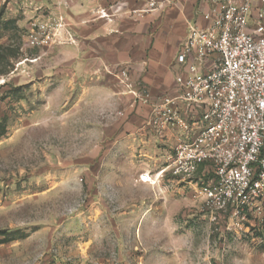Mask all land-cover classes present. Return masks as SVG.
<instances>
[{
  "label": "rangeland",
  "instance_id": "obj_1",
  "mask_svg": "<svg viewBox=\"0 0 264 264\" xmlns=\"http://www.w3.org/2000/svg\"><path fill=\"white\" fill-rule=\"evenodd\" d=\"M21 36L0 0V240L13 238L0 264H264V210L217 212L195 179L161 171L180 140L174 128L158 147L168 158L155 161L102 143L93 122L52 114L20 82Z\"/></svg>",
  "mask_w": 264,
  "mask_h": 264
},
{
  "label": "built area",
  "instance_id": "obj_2",
  "mask_svg": "<svg viewBox=\"0 0 264 264\" xmlns=\"http://www.w3.org/2000/svg\"><path fill=\"white\" fill-rule=\"evenodd\" d=\"M163 6L148 0L145 9L129 14L139 17ZM96 13L113 16L105 9ZM202 18L205 25H188L177 50L181 73L174 77V95L152 102L125 68L116 79L134 102L150 105L148 124L157 134L184 130L161 171L195 179L196 193L213 210L245 219L247 212L264 210V0H212ZM26 38L33 48L74 42L62 16L32 20Z\"/></svg>",
  "mask_w": 264,
  "mask_h": 264
},
{
  "label": "crops",
  "instance_id": "obj_3",
  "mask_svg": "<svg viewBox=\"0 0 264 264\" xmlns=\"http://www.w3.org/2000/svg\"><path fill=\"white\" fill-rule=\"evenodd\" d=\"M158 1L164 3L162 9L135 17L129 11L145 9L148 0H1L3 16L19 29L26 51L20 82L48 99L52 114L61 112L72 121L93 122L99 135L106 133L102 143L147 149L148 158L155 161L168 158L158 149L171 140L167 129L157 135L149 126L150 105L134 102L118 84L117 71L127 69L130 82L144 85L152 102L174 95V77L181 73L175 62L177 50L189 24L205 25L202 14L212 2ZM99 9L112 14V19L99 18ZM48 16L63 17L72 44L29 46L30 22ZM28 64L32 72L27 71ZM175 131L177 138L184 134L182 128Z\"/></svg>",
  "mask_w": 264,
  "mask_h": 264
},
{
  "label": "trees",
  "instance_id": "obj_4",
  "mask_svg": "<svg viewBox=\"0 0 264 264\" xmlns=\"http://www.w3.org/2000/svg\"><path fill=\"white\" fill-rule=\"evenodd\" d=\"M1 235H7V233H6V232H0V236H1ZM12 239H13V238H12ZM12 239L9 238V237L4 238V239L0 240V244H2V243H6V242H9V241H11Z\"/></svg>",
  "mask_w": 264,
  "mask_h": 264
}]
</instances>
